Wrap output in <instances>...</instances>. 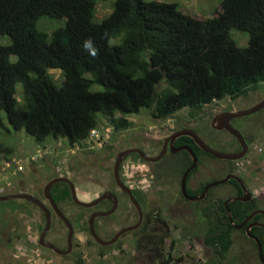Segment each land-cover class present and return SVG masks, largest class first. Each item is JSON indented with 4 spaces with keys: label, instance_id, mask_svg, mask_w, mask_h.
I'll list each match as a JSON object with an SVG mask.
<instances>
[{
    "label": "trees",
    "instance_id": "16d2710c",
    "mask_svg": "<svg viewBox=\"0 0 264 264\" xmlns=\"http://www.w3.org/2000/svg\"><path fill=\"white\" fill-rule=\"evenodd\" d=\"M97 1L0 0V36L9 40L0 43V131L6 114L14 131L24 130L39 143L55 139L75 147L91 139L101 117L116 131L124 130L132 124L126 116L143 109L166 118L246 95L264 82V0H223L217 16L204 21L182 13L175 3L115 0L112 13L95 22ZM42 18L63 24L48 35L37 28ZM232 30L248 34V47L234 42ZM89 41L95 56L85 48ZM49 69L63 72L61 86ZM162 82L166 87L159 90ZM18 85L25 109L18 108ZM194 151L200 159L199 149ZM52 193L59 207L73 202L67 184H56ZM237 204L230 205L233 212ZM223 218L215 222L219 230ZM233 219L241 223V215L234 213ZM151 220L139 232L138 247L158 264H177L175 241L167 252L169 235L148 229ZM217 233L211 230L216 236L206 244L217 243L224 260L233 240Z\"/></svg>",
    "mask_w": 264,
    "mask_h": 264
},
{
    "label": "rangeland",
    "instance_id": "374dc122",
    "mask_svg": "<svg viewBox=\"0 0 264 264\" xmlns=\"http://www.w3.org/2000/svg\"><path fill=\"white\" fill-rule=\"evenodd\" d=\"M115 0H98L95 11L91 17L95 22H101L113 11ZM157 1L161 3H175L178 9L197 20H210L217 16L222 9L223 0H144ZM61 21L42 18L37 28L40 31L51 35L54 30L62 26ZM231 37L241 48L248 47L249 36L237 30L231 31ZM113 41L112 43H116ZM1 44H8L6 37L0 36ZM11 60L15 62L16 56ZM48 73L53 77L57 86H61L64 80L63 72L59 69H49ZM166 87L161 83L159 90ZM102 91L101 86L93 88ZM22 87L17 86L19 109H25L22 100ZM264 99V82L255 90L239 98L235 107L248 110L256 106ZM126 118L132 123L128 130L116 131L107 118L101 117L97 133L91 139L70 147L64 140L47 139L39 143L33 137L23 131H14L6 114L3 120L6 128L0 131V197L11 194H29L45 205L49 202L45 199L43 191L45 186L55 178H66L73 182L77 191V198L82 202H91L104 192L114 191L113 164L115 155L131 149L141 147V140L145 137L150 139L162 138L168 132L165 128L168 121L157 120L153 117L151 109H143L138 114L128 115ZM246 122L255 123L259 138L257 146L264 147V109L246 117ZM241 124V123H240ZM241 125L237 127L241 132ZM207 129L196 133L213 149L220 152H230L228 145H219L206 138ZM214 137L222 143H230V135L225 132L213 133ZM146 140V139H145ZM234 145V143H232ZM262 170L264 176V161L254 159ZM202 164L193 177L199 183L211 182L212 178L220 177L216 173L223 164L202 157ZM21 167V168H20ZM210 172H209V171ZM211 173V174H210ZM168 181V180H167ZM166 181L165 191L175 192L173 185L168 186ZM158 186V184H156ZM252 190H264V179L251 181ZM223 190V189H221ZM173 196L167 195L165 201L172 200ZM1 202L0 203V264H77L82 260L83 264H158L149 254L144 246H140V237L137 234L127 235L121 240L120 245L105 250V256L100 257L98 246L94 243L92 236L85 230L91 210H85L74 202L66 200L61 202L60 208L72 223L75 236L73 252L69 256H60L40 246L38 241L46 225V217L37 206L28 204L27 201ZM261 209L264 211V200H261ZM179 206L184 209L176 212L162 209V218L167 220V228L162 224L154 222L148 229H159L169 231L166 240V251L171 249L175 241L172 255L177 264H218L214 255V246L206 244L205 239L212 228L214 217L206 214L205 203H198L196 206L188 207L184 203ZM195 206V207H194ZM194 209L191 212L190 209ZM167 211V212H166ZM207 216V217H206ZM207 218V219H206ZM137 220V214L133 212L132 217L122 222L116 218L98 219L96 225L102 230L104 239L110 238L121 227L130 226ZM68 229L61 219L53 214L52 225L47 235V241H57L60 249L67 245ZM231 238L233 245L225 254L224 264H261L256 248L246 239L241 232L233 231Z\"/></svg>",
    "mask_w": 264,
    "mask_h": 264
},
{
    "label": "flooded vegetation",
    "instance_id": "af4514ba",
    "mask_svg": "<svg viewBox=\"0 0 264 264\" xmlns=\"http://www.w3.org/2000/svg\"><path fill=\"white\" fill-rule=\"evenodd\" d=\"M246 95L216 100L201 107L185 108L166 118H155L153 116L157 120L169 122V125L165 128L168 133L165 134L164 137L158 139H150L149 137H145L144 140L140 141L141 147H133L131 149L125 150L132 152L124 157L118 169L120 183H122V185L131 191L133 198L140 205L142 222L138 228L125 233L119 238L118 242L112 246H101L92 238L94 243H96L99 248V253L105 252V250L108 248H114L116 246L118 247L121 243V240L127 235H141L139 240L142 241L143 234H140L139 232L143 229L144 224L148 221V218L152 219L151 225L156 222L158 224H162L164 228H167V220L162 218V207L164 209L167 208L166 210L169 211H172L173 207H175V211L178 212L181 209H184L183 207L179 206L181 202L186 204L188 207H193V205L196 206L198 203H205L207 205L205 208L206 214L209 213L212 217H214L213 225L209 230V234L211 230L214 232L215 230L218 231L217 235L223 234L225 236L232 235L233 231L241 232L243 239L249 241L256 248L259 261L261 264H264V214L259 213H264V211L261 209V200H264V190H252L250 185L251 181L264 179V176L262 177V170L258 166L253 167V164H257V161H254L255 158L260 160L259 163L264 161V147L259 148L257 146V139L260 136L257 131V125L255 123L246 122V117L248 116L231 120L230 125L239 133H241L246 146L243 145L242 142L240 144L239 141L226 130H220L213 127V121L217 116L243 111L244 109L236 108L235 103L240 97L243 98ZM240 125L241 132L237 128ZM199 129H207V140H212L221 146H230L231 151L226 152L227 154L241 153V158L233 161L221 160L215 158L209 153L202 151L193 138L188 134L190 132L197 134L196 130L199 131ZM124 130H128V128ZM217 132H225L226 134L230 135V143H222L221 140L214 137L213 133ZM181 133L183 134L180 135ZM232 143H234V145ZM210 148L213 149L212 147ZM195 149H199L201 154L200 159L197 157L194 151ZM125 151L115 155L112 177L115 189L114 191L109 192L115 197L117 207L114 214L105 218L115 217L117 222H122L128 218H131L133 212H135L137 214V220L130 226L121 227L110 238L104 239L102 230L96 225L97 220L103 217L97 218L95 221V230L99 238L103 241L111 240L121 230L135 227L140 221V213L138 208L134 204L130 195L125 190H123L122 186H120L115 178V166L119 159L118 155ZM190 151L196 155L198 165L185 178L186 173L189 172L193 165V157ZM202 157H205L210 161H216L223 164V166H221L217 171H215L216 173H214V175L221 173V176L218 178L214 177L212 178L211 182H205V184L199 183L198 180L193 177L194 173H197L199 170L200 164H202ZM147 159H157V161L151 162ZM166 181L168 182V186L172 184V187L176 188L175 192L165 191ZM222 181L226 182L217 184ZM156 184H158V186ZM211 185L214 186L210 187ZM104 193H102L97 198L101 197ZM167 195H172V200L165 201L167 200ZM231 204H237L236 206H238L235 207L234 212L230 208ZM114 206V200H104L94 208L83 209L91 210L92 215L97 212H108L112 210ZM47 207L52 211L53 216L55 213L50 204ZM247 209H250V211L247 212ZM190 210L191 212L194 211L192 208ZM234 213L241 215L240 224H236L234 222ZM222 216H227V220L223 218L224 221L220 223L221 230H219L217 229L215 222L219 223L220 217ZM87 226L88 232L90 234L89 219ZM152 232L170 235L169 231L162 232L155 228H152ZM248 232L250 236L248 235ZM214 236H207L205 242L208 238ZM257 240L262 246L263 259L259 254V243ZM45 241L57 248L60 246V243L57 241H53L52 243L47 241V236ZM210 246H217V243L210 244ZM44 248L46 250L52 251L46 247ZM73 248L69 254L63 256H69L73 252ZM60 250H68V244L64 249ZM213 254L216 255L217 259L221 261V264H224L223 262L225 259H221L215 249ZM241 264H243L242 259Z\"/></svg>",
    "mask_w": 264,
    "mask_h": 264
},
{
    "label": "water",
    "instance_id": "95a60500",
    "mask_svg": "<svg viewBox=\"0 0 264 264\" xmlns=\"http://www.w3.org/2000/svg\"><path fill=\"white\" fill-rule=\"evenodd\" d=\"M262 109H264V99L262 102H260L259 104H257L256 106L252 107L251 109L248 110H243V111H238V112H234V113H228V114H222L220 116H217L215 118V120L213 121V127L216 129H220V130H226L227 132H229L231 135H233L241 144V142L244 144L243 141V137L241 136V133H239L237 130H235L231 125L230 122L232 119L235 118H241V117H246V116H251L259 111H261ZM183 133H181L180 135H182ZM193 140L196 142V144L198 145V147L204 151L205 153H209L211 155H213L215 158L217 159H221V160H238L241 158V153L240 154H227V153H221L218 151H215L213 149H211L197 134H195L194 132H190L188 133ZM246 146V145H245ZM132 151H125L121 154L118 155L119 159L118 162L115 166V178L116 181L120 184V186H122L123 190H125L131 197V199L133 200L134 204L136 205V207L139 210L140 213V221L139 224L136 225L135 227H131V228H126L121 230L120 232H118L111 240L108 241H103L99 238V236L96 233L95 230V221L97 218H105V217H109L112 214H114L116 207H117V203L115 202V197L110 193H104L101 197L91 201V202H82L77 198V191L75 188V185L73 184L72 181L66 179V178H55L52 179L44 188L43 194L45 199L49 202L51 208L53 209L54 213L61 219V221L66 225L67 229H68V236H67V244H68V250L66 251H62L59 248L47 243L45 241L46 236L48 234V232L51 229V225H52V211L44 204L42 203L40 200H38L37 198L29 195V194H11V195H6V196H2L0 197V203L1 202H8V201H12V200H23V201H27L28 203L37 206L38 208H40L43 213L45 214L46 217V225L45 228L43 229L41 236H40V240L39 243L40 245L52 250L53 252H55L58 255H67L72 251L73 248V244H74V236H75V230L74 227L72 225V223L68 220V218L65 216V214L59 209L58 205L56 204L55 200L53 199L52 196V189L56 184L59 183H66L69 185L70 187V192H71V198L72 201L78 205L79 207L85 208V209H90V208H94L95 206H97L100 202L104 201V200H114V208L108 212H97L94 213L90 216L89 218V231L90 234L92 236V238L101 246H112L114 244H116L119 240V238L121 236H123L125 233L134 230L136 228H138L140 226V223L142 222V213L140 210V205L135 201V199L133 198V195L131 193V191L129 189H127V187H125L124 185H122V183H120L119 181V165L121 163V161L124 159V157L131 153ZM192 154V162L193 165L191 167V169L189 170V172L186 173V176L192 171L194 170L197 165V157L196 155L190 151ZM151 162H155L157 161V159H147ZM226 181H222L220 183L217 184H221L224 183ZM216 185V184H214ZM211 185L210 187L214 186ZM260 214H264L263 212H259ZM248 235L250 236L249 232ZM257 242L259 243V254L260 257L263 259V250H262V246L261 243L257 240Z\"/></svg>",
    "mask_w": 264,
    "mask_h": 264
},
{
    "label": "clouds",
    "instance_id": "9594fccd",
    "mask_svg": "<svg viewBox=\"0 0 264 264\" xmlns=\"http://www.w3.org/2000/svg\"><path fill=\"white\" fill-rule=\"evenodd\" d=\"M85 48L91 50V54L93 56L96 55V50L92 47V43L90 41L85 44Z\"/></svg>",
    "mask_w": 264,
    "mask_h": 264
},
{
    "label": "built area",
    "instance_id": "2783aa9c",
    "mask_svg": "<svg viewBox=\"0 0 264 264\" xmlns=\"http://www.w3.org/2000/svg\"><path fill=\"white\" fill-rule=\"evenodd\" d=\"M96 133H97V131H93V132L91 133V138L94 137V136L96 135ZM20 168H21V167H20Z\"/></svg>",
    "mask_w": 264,
    "mask_h": 264
}]
</instances>
